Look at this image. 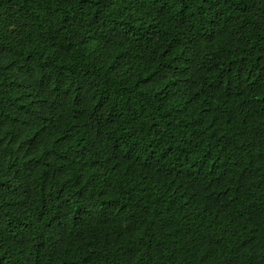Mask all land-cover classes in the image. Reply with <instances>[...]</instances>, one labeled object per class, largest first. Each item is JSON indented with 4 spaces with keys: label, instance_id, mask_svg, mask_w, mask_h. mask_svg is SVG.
<instances>
[{
    "label": "trees",
    "instance_id": "1",
    "mask_svg": "<svg viewBox=\"0 0 264 264\" xmlns=\"http://www.w3.org/2000/svg\"><path fill=\"white\" fill-rule=\"evenodd\" d=\"M0 264H264V0H0Z\"/></svg>",
    "mask_w": 264,
    "mask_h": 264
}]
</instances>
